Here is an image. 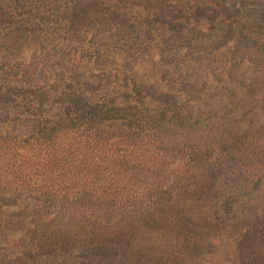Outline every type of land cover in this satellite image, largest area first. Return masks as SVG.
Returning a JSON list of instances; mask_svg holds the SVG:
<instances>
[{"label":"rangeland","instance_id":"rangeland-1","mask_svg":"<svg viewBox=\"0 0 264 264\" xmlns=\"http://www.w3.org/2000/svg\"><path fill=\"white\" fill-rule=\"evenodd\" d=\"M0 205V264H264V0H0Z\"/></svg>","mask_w":264,"mask_h":264},{"label":"trees","instance_id":"trees-1","mask_svg":"<svg viewBox=\"0 0 264 264\" xmlns=\"http://www.w3.org/2000/svg\"><path fill=\"white\" fill-rule=\"evenodd\" d=\"M58 42H60V39L58 40ZM87 44H89L88 42H87ZM64 46V45H63ZM79 48L80 47H77L76 48V50L78 51L79 50ZM73 51H75L74 49H73ZM110 54H112V52L110 53ZM109 54V56H111ZM11 67L13 68L14 66L13 65H11ZM22 76L21 75H19V73H16V74H14V77H12L13 79H15V81L17 82V83H21L22 82V80H20V78H21ZM12 78H11V80H12ZM17 80H19V81H17ZM15 81H12V82H15ZM131 88H134V86H131V87H128V89H131ZM110 92H111V94L112 95H114V94H117V95H120V92L119 91H116V89L115 88H111L110 89ZM27 97V96H26ZM28 98V97H27ZM29 101V103H33V104H29V106H30V108H36V104H34V102H33V100H28ZM117 101H119V100H117V99H112L111 100V102L113 103V102H117ZM121 102V101H120ZM114 106L115 105H117V104H113ZM92 111V110H91ZM91 111H89V109H84V112H87V115H89V114H91L92 112ZM82 113V112H81ZM85 116V115H84ZM89 117V116H88ZM81 120V115L80 116H77L76 118H74L73 119V125L75 124L76 125V123L75 122H81L80 121ZM83 122V121H82ZM74 125V126H75ZM115 126H116V124H113V125H110V127H108L107 129L108 130H112V129H114V130H118L117 128H115ZM62 127V125H60V124H57V125H55V127L52 129H50V127H48L47 129H48V133L46 134V133H44V137H42V135H41V133H40V137L39 136H37V138H35V140H39V139H45L46 138V142L48 141V142H50V141H52L51 140V137H52V135L55 133V132H57V130L59 129V128H61ZM39 131V130H38ZM67 131H69V129L67 128L66 130H65V135H67ZM40 132V131H39ZM0 207H1V205H0Z\"/></svg>","mask_w":264,"mask_h":264}]
</instances>
